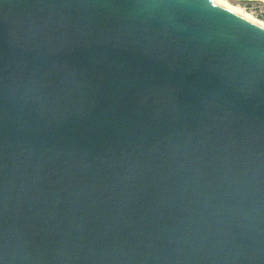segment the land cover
<instances>
[{
    "label": "water",
    "instance_id": "1",
    "mask_svg": "<svg viewBox=\"0 0 264 264\" xmlns=\"http://www.w3.org/2000/svg\"><path fill=\"white\" fill-rule=\"evenodd\" d=\"M0 264H264V27L0 0Z\"/></svg>",
    "mask_w": 264,
    "mask_h": 264
},
{
    "label": "bare ground",
    "instance_id": "2",
    "mask_svg": "<svg viewBox=\"0 0 264 264\" xmlns=\"http://www.w3.org/2000/svg\"><path fill=\"white\" fill-rule=\"evenodd\" d=\"M215 1L223 4L224 6L230 8L233 11L237 12L238 14L242 15L243 17H245L249 21L254 22L255 24H258V25L264 27V21L263 20L255 17L254 15H252L249 12L245 11L241 7L235 6L234 4H232L231 2H229L227 0H215Z\"/></svg>",
    "mask_w": 264,
    "mask_h": 264
},
{
    "label": "rangeland",
    "instance_id": "3",
    "mask_svg": "<svg viewBox=\"0 0 264 264\" xmlns=\"http://www.w3.org/2000/svg\"><path fill=\"white\" fill-rule=\"evenodd\" d=\"M229 2H231L232 4H234L235 6H239L242 9H244L245 11L249 12L250 14L254 15L255 17L261 19L264 21V14H253V8L256 5V2L250 1V0H227Z\"/></svg>",
    "mask_w": 264,
    "mask_h": 264
},
{
    "label": "built area",
    "instance_id": "4",
    "mask_svg": "<svg viewBox=\"0 0 264 264\" xmlns=\"http://www.w3.org/2000/svg\"><path fill=\"white\" fill-rule=\"evenodd\" d=\"M256 2V5L253 8V14L259 15L264 14V0H250Z\"/></svg>",
    "mask_w": 264,
    "mask_h": 264
}]
</instances>
